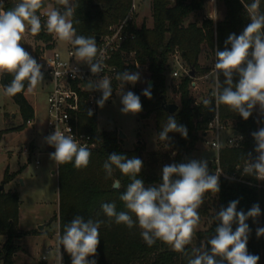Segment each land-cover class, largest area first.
I'll return each mask as SVG.
<instances>
[{"label": "trees", "instance_id": "1", "mask_svg": "<svg viewBox=\"0 0 264 264\" xmlns=\"http://www.w3.org/2000/svg\"><path fill=\"white\" fill-rule=\"evenodd\" d=\"M49 0H42V7L37 11L41 19V30L34 35L35 38L48 47L54 43V36L48 33L46 22L40 16L42 9ZM0 9L11 10L21 0H0ZM133 0H72L73 15L70 17L77 35L100 37L109 32V28L118 25L131 9ZM208 0H151L152 27L145 22L140 26L136 24V13L129 20L127 39L120 49L114 54L112 63L117 66L118 73L127 69H136V64L146 66L153 81L151 86V99L145 97L141 90L135 89L134 93L140 96L143 110L138 113L142 119L154 115V128L156 135L166 125L168 116H175L178 124L186 126L188 137L185 139L179 133H169V141H161L159 149L146 150L145 142L139 141L133 149L122 146L123 139L116 130H99L97 114L93 111L90 117L88 111L81 114L80 128L90 133L98 146L91 151L87 167L77 169L74 159L70 163L58 164V213L52 220H58L59 238L63 235L65 226L75 216L88 219L104 220L100 232V244L97 249V264H188L193 257V249L207 245V241L215 235V228L219 224L216 214L220 209L226 208L229 202L239 200L237 211L245 213L253 204L258 203L261 215L249 218L246 223L250 227L248 239V252L260 257L258 264H264V236L257 238V228L264 227V181L243 173V168L249 162L255 161L258 153L255 151L256 142L251 133L264 127V115L257 118L254 114L244 120L238 113L226 105H216L212 96L214 89L210 90L205 99L212 101L210 106H205L203 100L197 102L192 95V83L199 77L205 76L213 70V66L202 65L201 56L205 59L212 57L214 64L215 52L224 49V42L228 35H239L244 27L250 23L247 7L253 0H217L224 8L222 18L215 20L205 14L201 19L196 17L206 10ZM65 8V7H64ZM259 12L264 14V0H260ZM191 17H194L191 19ZM30 29V25L27 26ZM205 47V51H203ZM230 48V45H229ZM76 50V46H74ZM204 52V53H203ZM130 60L131 64L127 61ZM182 61L184 69L193 70L194 76L182 71L178 82L174 83L179 95V105L174 113H169L162 108L166 99L172 102L168 95L170 84L168 74H172L173 64ZM14 78L13 73L4 72L0 76L3 88L10 84ZM223 76L220 80L223 81ZM238 76H234V83ZM24 90L15 96H10L19 106L23 122L14 130H22L29 120H33L35 112L32 104L25 96L28 81H24ZM117 83L112 85L116 91ZM147 85L146 88H148ZM209 107L214 111H209ZM218 118L221 125L231 126L232 132L243 136L240 145L224 146L218 153V168L220 169V192H206L204 203L198 209L202 228H195L191 243L185 246L184 252H176L168 244L157 240L148 246L142 239L138 223L129 229L124 224H116L114 219L108 226V218L102 211V204L115 203L117 212H129L120 195L126 191L131 179L124 176L113 166V174L106 178L103 168L108 155L112 153L133 156L143 161V168L137 178L144 181L145 187L154 186L162 182V168L172 163H184L186 156L192 154L196 145L201 141L209 129L210 124ZM159 138V136H158ZM22 169L19 170L21 172ZM14 174L5 170L4 182L13 179ZM120 182L119 188L113 187L115 181ZM21 200L19 193L12 190L0 191V237L5 240L0 248V264H23L20 252L25 253L22 239L38 232V229L21 231L19 229V209ZM133 220L136 217L129 212ZM237 224H233L235 231ZM62 259L71 263V257L63 250ZM187 253V254H185ZM89 259H92L90 257ZM219 259V258H218ZM36 264H49L39 261Z\"/></svg>", "mask_w": 264, "mask_h": 264}, {"label": "clouds", "instance_id": "2", "mask_svg": "<svg viewBox=\"0 0 264 264\" xmlns=\"http://www.w3.org/2000/svg\"><path fill=\"white\" fill-rule=\"evenodd\" d=\"M58 3L64 5L65 10L61 12L51 9L47 12L45 26L48 33L54 34L60 41L76 46L75 55L89 65L92 74L101 73L103 60H96V40L76 34L69 19L73 15L69 0H58ZM41 7L42 0H21L13 9L0 11V73L14 74L11 83L4 88L6 96H15L23 91L24 81H28L29 92L43 81L41 65L20 43L28 25L31 34L40 32L41 19L36 13ZM259 7L260 0H253L247 7L250 23L239 35L229 34L223 50L216 49V60L211 73L215 78L212 92L215 104L228 106L244 120L252 116L257 106L264 114V14L259 12ZM221 75L223 81L220 80ZM234 76H238L235 83ZM116 79L122 81L123 86L125 83L134 85L140 80V73L123 71L116 74ZM93 84L95 90L102 93L96 103L103 108L113 94L111 81L103 77ZM142 94L151 99V86L145 88ZM121 104L123 107L120 111L123 114H138L143 110L140 96L132 91L121 94ZM203 104L210 106L212 101L205 99ZM209 111L214 109L209 107ZM88 115H93L91 109L88 110ZM171 132L179 133L185 139L188 137L186 126L178 124L175 116H168L166 125L158 133L159 139L169 141ZM251 135L256 142L255 151L258 155L254 162L249 160L243 173L264 181V127ZM44 139L55 149L49 155L56 164L70 163L74 159L77 169L88 166L90 150L86 145H80L72 135H65L57 128ZM215 147L219 148L221 145L216 144ZM113 166L131 179L119 199L135 215L136 220H133L129 212H117L115 203H104L101 208L108 218V226L113 219L116 224H124L129 229L138 223L142 230L140 235L148 246L160 240L170 245L174 251L184 252L200 222L198 209L204 203V194L209 191L220 192V175L210 174L206 159H192L185 163L164 165L162 182L145 187L144 181L137 178L143 168L140 158H129L118 153L108 155L103 165L106 178L112 176ZM119 186L120 182L115 181L113 187L118 189ZM238 204L239 200H233L226 208L220 209L216 214L219 224L215 228V235L207 241L210 248L201 245L193 249L194 258H189L188 264H258L260 257L248 252L250 227L246 221L259 217L261 209L256 203L245 213L243 210L237 211ZM234 223L237 224L235 231ZM102 224H105L104 220L85 221L77 215L65 226L59 244L71 257V264H97L95 257L100 244L99 229ZM256 236H264V227L257 228Z\"/></svg>", "mask_w": 264, "mask_h": 264}, {"label": "rangeland", "instance_id": "3", "mask_svg": "<svg viewBox=\"0 0 264 264\" xmlns=\"http://www.w3.org/2000/svg\"><path fill=\"white\" fill-rule=\"evenodd\" d=\"M69 0V5H71ZM151 0H137L136 24L141 25L151 23L150 10ZM58 0H49L46 6L42 9L43 12H48L51 9H57ZM62 5V4H61ZM64 6V5H63ZM65 7V6H64ZM215 10L216 20L224 15V8L217 0H208L206 10L196 17L201 19L202 14L212 13ZM0 11H3L0 9ZM194 17H191L193 19ZM70 19V18H69ZM54 47L56 50L64 53L67 51L70 43L60 41L54 35ZM22 47L30 53L39 63L42 57L44 43L37 40L30 29L27 27L23 34V39L20 41ZM49 49V47H48ZM214 59L209 57L201 59L202 65H214ZM131 64V61H127ZM182 61L179 64H173V70L182 71ZM214 69V66H213ZM129 72H139L140 80L134 85L121 81L116 87V91L106 101L103 108L98 105L95 109L98 120L99 130H122L126 138L122 141L123 148L133 149L139 141V137L145 142L146 150L153 151L161 147V140L158 138L154 128V115L147 119H142L138 114H123L120 109L121 94L127 91L134 93L135 89L143 91L150 79V74L146 66L139 65L135 70L127 69ZM210 71L205 76L197 78L192 85V95L197 102L202 101L208 92L215 87V78ZM2 73H0L1 76ZM178 77H172L168 74V83L171 87L168 89V95L172 102L179 105V95L177 94L175 82H178ZM50 80L47 75L43 74V81L37 87L29 92L28 88L25 91V96L36 108V114L33 118V124H27L22 130H14L20 125L23 120L20 115L19 106L10 96L4 94V88L0 82V185L4 184V190L17 191L21 200L19 216V229L21 231L35 230L39 224H44L42 230L38 229L37 233L27 235L22 239V245L25 253L20 252V256L25 258L23 264H36L39 262V257L44 254L46 247L53 245L54 248L58 245V220H52L54 215L58 213V164L50 159V152L47 143L45 142L46 135V94L50 88ZM254 114L257 118L262 117L259 106L254 109ZM216 136L214 129H209L204 138L196 145V149L192 154L186 156L185 162L192 159L208 161L210 174L219 175L217 162V150L211 146V141ZM235 136L231 126H224L220 131L221 144L225 146L229 137ZM29 145L31 152L26 154L23 152V147ZM40 160L38 167H35L34 161ZM9 174H14V177L9 182H4L5 170ZM20 169H24L19 172ZM52 171H56L53 174ZM203 205V204H202ZM201 205V207H202ZM200 216V215H199ZM202 221L204 216L200 217ZM203 223H200L196 228H202ZM5 238L0 237V248ZM48 259L52 263L55 262V252L48 255Z\"/></svg>", "mask_w": 264, "mask_h": 264}, {"label": "built area", "instance_id": "4", "mask_svg": "<svg viewBox=\"0 0 264 264\" xmlns=\"http://www.w3.org/2000/svg\"><path fill=\"white\" fill-rule=\"evenodd\" d=\"M57 9L61 12L65 10L64 6L61 4L58 5ZM136 9L137 0H133L131 9L122 22L118 25L111 26L109 32L100 37L97 43L98 53L96 60L102 58L103 71L99 74H92L89 65L81 61L75 55L76 50L74 49V45L70 44L67 51L62 53L52 47L55 41L49 49L47 44H44L42 57L38 64L41 65L42 73L48 76L51 83L46 94L47 136L54 133L55 129L58 128L60 131L64 132L65 135H72L80 145H86L90 152L98 146L95 138L90 133L80 128V117L81 114L87 112L89 109H91L92 112L95 111L97 107L96 101L102 95L100 91L95 90L93 82L103 77L110 79L111 86L115 82L118 86L121 82L116 79V74L118 73L117 66L111 61L114 54L120 49L121 45L128 37L126 29ZM46 14L47 12L42 11L40 15L45 22L47 20ZM177 63L179 64L178 60ZM138 66L139 65L136 64V67ZM182 71L186 74L188 72L183 67ZM182 71L174 70L172 76L178 77L182 74ZM90 85L93 86L90 87ZM33 123V120L27 122V124ZM210 126L216 133V136L211 141V146L219 153L221 148L224 147L220 140V131L224 127L220 124L217 117ZM69 129H71V131H69ZM239 137L243 136L237 134L229 137L225 146L240 145L243 139H239ZM216 144H220L221 147H215ZM47 146L50 153L55 151L54 147L48 144ZM23 152L29 154L31 152V147L29 145L24 146ZM34 163L35 167H38L40 160L36 159ZM219 172H221L220 169ZM51 252H55L56 260L54 263L50 262L48 259V255L51 254ZM40 260L49 264H71L66 263L62 259V251L59 242L55 248L53 245L46 247Z\"/></svg>", "mask_w": 264, "mask_h": 264}, {"label": "water", "instance_id": "5", "mask_svg": "<svg viewBox=\"0 0 264 264\" xmlns=\"http://www.w3.org/2000/svg\"><path fill=\"white\" fill-rule=\"evenodd\" d=\"M0 6H1V2H0ZM99 39H100V36L97 35V36L95 37L96 43H98ZM187 74L190 75V76H192V77L194 76V72H193L192 69H190V70L187 72ZM152 82H153V81L150 80L149 83H148V85H151ZM161 105H162V108H163L165 111L169 112V113H174V112L177 110V108H178V105H177L176 103H174V102H168L166 99L163 100V102H162ZM234 135H237V132H234ZM118 136H119L120 138H122V139L126 138V135L123 133L122 130H119V132H118ZM2 190H4V184H1V185H0V191H2ZM43 228H44V224H40V225L38 226V229H39V230H42Z\"/></svg>", "mask_w": 264, "mask_h": 264}, {"label": "crops", "instance_id": "6", "mask_svg": "<svg viewBox=\"0 0 264 264\" xmlns=\"http://www.w3.org/2000/svg\"><path fill=\"white\" fill-rule=\"evenodd\" d=\"M151 4V3H150ZM207 16H209V17H212V18H214L215 20H216V17L214 16L215 15V10H213L212 11V13L210 14V13H208V14H206ZM150 18H151V23H149V24H146L148 27H152V25H153V19H152V15H151V10H150ZM143 23V22H142ZM141 23V24H142ZM203 51H205V47H204V49H203ZM204 53V52H203ZM204 55V54H203ZM203 55L201 56V59H203L204 57H203ZM173 77V76H172ZM192 85H196V82H193L192 83ZM30 103H31V101L30 100H28ZM32 104V103H31ZM32 106H33V108H34V112H35V114H36V108H35V106L32 104ZM35 116V115H34ZM34 122V121H33ZM24 169H22V171H23ZM21 171V172H22ZM52 173L53 174H56V171H52ZM58 176V175H57ZM19 223H20V216H19ZM40 225V224H39ZM38 225V226H39ZM38 229V228H37ZM28 230H30V229H26V231H28ZM32 230V229H31ZM40 258H41V256L39 257V261H41L40 260ZM25 258L22 260V262H25ZM50 262H51V260H50Z\"/></svg>", "mask_w": 264, "mask_h": 264}]
</instances>
